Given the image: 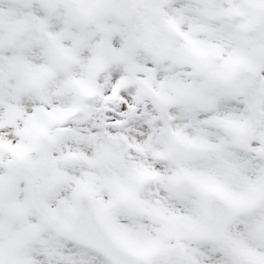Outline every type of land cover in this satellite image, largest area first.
I'll return each mask as SVG.
<instances>
[{
    "label": "snow or ice",
    "instance_id": "obj_1",
    "mask_svg": "<svg viewBox=\"0 0 264 264\" xmlns=\"http://www.w3.org/2000/svg\"><path fill=\"white\" fill-rule=\"evenodd\" d=\"M0 264H264V0H0Z\"/></svg>",
    "mask_w": 264,
    "mask_h": 264
}]
</instances>
